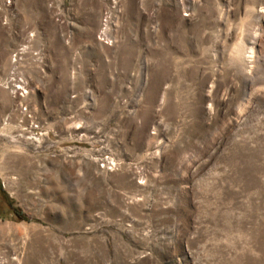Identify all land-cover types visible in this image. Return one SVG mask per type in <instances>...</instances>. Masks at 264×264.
<instances>
[{"label": "rangeland", "instance_id": "1", "mask_svg": "<svg viewBox=\"0 0 264 264\" xmlns=\"http://www.w3.org/2000/svg\"><path fill=\"white\" fill-rule=\"evenodd\" d=\"M0 264H264V0H0Z\"/></svg>", "mask_w": 264, "mask_h": 264}]
</instances>
